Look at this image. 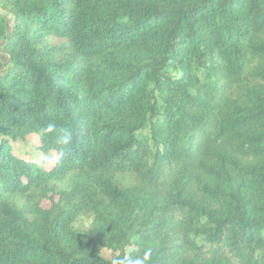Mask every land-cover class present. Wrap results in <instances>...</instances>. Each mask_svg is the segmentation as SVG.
<instances>
[{"label": "trees", "instance_id": "16d2710c", "mask_svg": "<svg viewBox=\"0 0 264 264\" xmlns=\"http://www.w3.org/2000/svg\"><path fill=\"white\" fill-rule=\"evenodd\" d=\"M149 252L264 264V0H0V264Z\"/></svg>", "mask_w": 264, "mask_h": 264}, {"label": "rangeland", "instance_id": "374dc122", "mask_svg": "<svg viewBox=\"0 0 264 264\" xmlns=\"http://www.w3.org/2000/svg\"><path fill=\"white\" fill-rule=\"evenodd\" d=\"M8 20L9 28L13 24V16L7 12H3ZM12 145H14L15 153L18 154L21 157H28L31 159H36L38 161H41L43 158H48V156H44L40 151L35 148L31 142L29 141H12ZM45 207H49L50 203L48 201L44 202ZM103 254L106 258H111L115 253L112 250L104 249Z\"/></svg>", "mask_w": 264, "mask_h": 264}, {"label": "clouds", "instance_id": "9594fccd", "mask_svg": "<svg viewBox=\"0 0 264 264\" xmlns=\"http://www.w3.org/2000/svg\"><path fill=\"white\" fill-rule=\"evenodd\" d=\"M60 140L63 144H68L71 141V134L66 133L65 135L60 137ZM150 259V252L146 253L144 257L135 259L132 264H147V261ZM113 264H118V262L114 261Z\"/></svg>", "mask_w": 264, "mask_h": 264}]
</instances>
